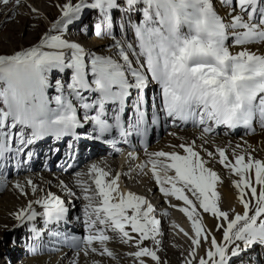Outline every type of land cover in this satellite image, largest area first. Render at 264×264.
<instances>
[{
	"label": "snow or ice",
	"instance_id": "obj_1",
	"mask_svg": "<svg viewBox=\"0 0 264 264\" xmlns=\"http://www.w3.org/2000/svg\"><path fill=\"white\" fill-rule=\"evenodd\" d=\"M10 2L18 7L21 0H0L5 6ZM216 2L226 17L217 12L214 0H66L56 5L60 16L34 46L0 53V188L6 185L9 162L31 160L35 145L45 139L60 143L70 138L69 159L73 141L115 146L136 139L145 156L139 172H150L164 197L182 201L178 210L191 222V236L180 229L191 241L183 264H234L242 252L264 247V160L252 154L257 149L246 141L235 146L229 141L212 151L205 147L220 128L227 129L223 135L238 128L249 134L257 126L264 130V54L248 47L264 44V0ZM86 10L97 14L94 35L111 41L97 51L65 38ZM162 124L181 130L191 126L200 135L184 141L170 132L182 142L166 145L172 151H149V133ZM196 140L202 141L199 148ZM128 158L138 160L139 155L130 151ZM211 162L235 177L231 186L242 212L222 210L217 191L222 178L208 166ZM121 175L91 163L86 172L74 173L80 195L60 181L67 201L38 188L31 178L16 181L13 187L22 196L28 195L26 188L33 196L43 193L12 214L16 226L28 225L35 242L46 233L74 250L70 264H79L81 253L116 259L106 246L112 239L109 231L137 249L126 255L138 264H146L144 258L161 264L157 251L142 246L146 240L160 245L161 222L145 197L121 191ZM73 200L85 202L82 216L75 217L83 236L60 230L71 220ZM198 208L216 220L220 239L206 228ZM38 250L37 244L30 248L33 254Z\"/></svg>",
	"mask_w": 264,
	"mask_h": 264
},
{
	"label": "bare ground",
	"instance_id": "obj_2",
	"mask_svg": "<svg viewBox=\"0 0 264 264\" xmlns=\"http://www.w3.org/2000/svg\"><path fill=\"white\" fill-rule=\"evenodd\" d=\"M33 1L36 2L35 0ZM33 1L21 0L18 7L15 5L14 2H10L6 6L0 4V53L1 51H6L9 52L8 54H11L14 51H16L15 48L19 44L20 46L22 45L23 48L28 47V45L32 42H35L34 44H36L37 41H35V39L37 37V34L39 33L38 30L42 25V21H41V17L39 16V13L38 12L33 13L31 11V8L29 7L28 3H31L32 5L34 3ZM59 1L61 0H58V2ZM44 2L45 5L47 3L48 6H43L44 7L43 15L47 19L51 20L53 17L52 10H54L53 6L50 4L51 0H45ZM214 5L217 12L220 15L226 17V9L221 8L219 3L216 2V0H214ZM21 7H24L25 9H30L31 15H25L24 12H22ZM54 16L56 15L54 14ZM80 25L81 23L78 22L70 26L69 30L65 35V38L70 41L78 42L81 45L87 42L85 48L93 51H97L101 49L103 46L111 43L110 40L99 39L95 35L92 38H89L91 31L86 30L88 26L85 29ZM248 47L253 51H259L260 53L264 54V44H253V45H249ZM238 50L239 49H233V51H238ZM171 132H175L177 136L182 137L184 141H191L195 139L198 135H200L199 130L184 131V130L175 129ZM169 133H167L159 143L154 145L152 148L150 147L149 151H157V150L172 151L173 149L170 147H166V145H178L179 143L182 142L181 140L176 139L173 136L169 135ZM214 139L215 141L213 145H205L206 148H210L209 151L214 150L213 149L214 146L227 147L229 141H231L233 146H235L237 143L243 145L244 142L246 141L248 145H251L252 147L257 149L255 152L252 153L257 159H260L259 155L264 154V130H261L258 126L255 128V134H247L246 136H239L236 139H232V140L227 139L226 135H223V137L221 138H218V136L216 135L214 136ZM196 143H197V147L199 148V145L202 143V141L196 140ZM176 150L180 151L179 149ZM201 155L204 154L201 153ZM229 155L231 156V149H229ZM144 159H145L144 153L141 152V155L135 164L136 169L131 171L132 174L130 175V177L133 178L127 177V175H129V173L126 172V170H129L128 167L126 169H122L119 171L120 173L122 172L124 173V176L121 175L120 187H121V191L123 192L131 191L136 195L145 197L148 200V202L153 206L155 205L154 202L157 200L158 197L155 196V193H157V195L160 196H162V194L160 193L159 187L156 185L150 172L144 174L146 176L142 178H139V176H137L138 175L137 173L139 172L137 165L140 162H142ZM205 159H207V157H205ZM106 162H109L107 166L104 162L105 165L101 163V167H105L109 171H113V170L115 171V168L117 167L116 162L114 160H109V159H107ZM217 164L218 163L211 162L209 163L208 166L213 168V170L217 171V173L222 178V183L217 186V191L221 195L220 204L222 210L230 211V209L235 208L237 212H242V207L239 205L236 199V191L231 186V180L235 179V177L231 176L228 172H225L220 167V165ZM86 171H87V166L85 167V170L83 172ZM124 177L127 180L125 185L122 180V178L124 179ZM26 178H31L34 181V183L38 186V188H43L46 191H51L56 195L61 196V198H64L66 201L68 198L60 190L59 187L60 181H63L64 183L68 184L69 187L73 189V191H76L77 194L80 195V190L74 186L73 182L75 178L73 177L61 178V177H56L54 174L44 175L40 173H35L31 175L22 176L18 179H12L10 181H6L7 184L9 185L7 190L10 193L4 196L3 200H0V232L9 231L12 229H16L17 231L18 228L20 227L16 226L17 221L14 219L12 214L15 213L18 209L25 207L30 200H35L41 195H43V193L38 191L36 195L33 196L31 194V190L29 188H26L28 195L22 196L19 193V191L13 187V184L16 181H20L21 183H23ZM84 180L85 181L89 180V177L86 176ZM166 187L169 186L166 185ZM1 193L2 192H0V195ZM172 198L173 197H167L162 199L159 205L156 206V211L157 210L160 211L161 207L159 206L163 205V202H165L166 205L169 204L168 202H171V205L175 204L184 207V205L178 203L175 199ZM73 202L76 204L77 211L82 212L83 204L85 202L83 200H73ZM168 206L169 205H167V207ZM34 207H36L37 211H41L39 206L34 205ZM72 214L73 215L75 214L74 207H72ZM158 214L159 213H156V216ZM183 215L184 214L179 212V210L175 209L174 207H170V211L166 216L160 215V218L163 220L162 231L164 232V237L163 238L161 237L160 239L162 241V245L158 248L157 246H155V244H154L155 247L152 248L151 246L153 245L151 246L150 244L147 245L146 242L143 243L142 245L157 251V254L161 260V264H164V262H167V264H183V258L187 257L188 255V251L191 248V241L187 239V236H185L183 232H187L189 236H191L193 233L188 218L183 219ZM169 216H171L169 220L171 221L173 226L172 230L167 225L168 220H166V217ZM200 216L202 217L203 223L206 226V228L212 229L217 239H220L221 234L219 232H215V224L217 223L216 220L210 214L207 215L204 214L203 211H201ZM38 221L39 220H37L36 222ZM25 227L28 228L29 226L26 225L21 228H25ZM81 229L83 230L82 226ZM180 229H183V232H181ZM109 232L110 234H112L110 236L112 239L109 242H107L106 246L111 251L115 252L116 259H111L108 258L107 256L99 257L92 253H89L88 257H85L82 253L81 259L85 263L91 262V259H94L95 261H99V264H138V262L135 261L133 257L126 255L127 253L135 252L137 249L129 244L122 243L117 237L116 233L111 231ZM132 235L135 236L136 234L133 233ZM167 244L170 245V247L167 246ZM94 246L97 248L100 247L99 244H96ZM259 247L260 246H256L252 249H249L247 252H242L243 255L241 258L237 260L238 262L237 264H264L260 259L257 260L256 258H254V255L256 254V251L258 250ZM205 248H207V245L206 244L202 245L201 253H200L201 255L204 254ZM144 259L146 260V264H154V262L151 261L150 258H144ZM31 264H70V262L69 261L64 262V259L61 255L60 256L47 255L43 258H37L32 260Z\"/></svg>",
	"mask_w": 264,
	"mask_h": 264
},
{
	"label": "rangeland",
	"instance_id": "obj_3",
	"mask_svg": "<svg viewBox=\"0 0 264 264\" xmlns=\"http://www.w3.org/2000/svg\"><path fill=\"white\" fill-rule=\"evenodd\" d=\"M33 1V0H32ZM36 2H34L32 5H31V3H28L29 4V6H31L30 8H35V9H37V12L39 13V16L41 17V21H42V25L40 26V29L38 30V34H37V37H36V39H35V41H37L38 42V40H39V38L48 30V29H50L51 28V24H52V22L53 21H55V19H57V17H59L60 16V12H59V10H58V8L56 7V5H62V4H64V2H66V0H61V1H59L58 2V0H51V2H50V4L53 6V8H54V10H52V19L51 20H49V19H47L44 15H43V9H44V7L43 6H48V4L46 3V5H45V0H35ZM74 2H75V0H74ZM20 8V7H19ZM21 10H22V12H24V14L25 15H31V12H30V9H25L24 7H21ZM54 14L56 15V16H54ZM59 15V16H58ZM96 12H94V11H89V10H86L85 12H84V14H83V16H82V19L81 20H83V21H80L79 23H81V25L80 26H82V27H84L85 29H86V27L88 26V28L86 29L87 31H91V33H90V35H89V38H92L93 36H94V33H93V31H92V29H93V27H92V25L94 24V22H95V18H96ZM117 15H119L120 16V14L117 12L116 13V16ZM54 18V19H53ZM119 37V36H118ZM77 38V37H76ZM129 38L130 39H132V35H130L129 36ZM36 42V43H37ZM35 42H32V43H30L29 45H28V47L29 46H34L35 44H34ZM32 44V45H31ZM87 45V42H85L84 44H82V46H86ZM23 47H22V45L20 46V44L15 48L16 49V51L17 50H20V49H22ZM12 51V50H11ZM1 53H9V52H6V51H1ZM214 141H215V139H212V138H209V142L206 144V145H213V143H214ZM217 147V146H216ZM214 148H215V146H214ZM213 148V149H214ZM208 150H210V148H208ZM259 157H260V159L261 160H264V154H261V155H259ZM132 165H135V164H132ZM217 165H219V164H217ZM220 167L225 171V172H227V170H225L221 165H220ZM129 170H126V172L127 173H129L130 175L132 174V172L131 171H133V170H135V169H133L132 167H130V168H128ZM126 173V174H127ZM45 175V174H44ZM130 175H127V177L128 178H133V177H130ZM137 176H139V178H142V177H144V176H146V175H144V174H141L140 172L138 173V175ZM127 181V180H126ZM130 190V189H129ZM3 192V191H2ZM8 193H10L8 190H6L5 192H3L2 193V195H0L1 197H0V200H3V198H4V196H6ZM155 196L157 197V200L155 201L156 203L158 202V203H160L161 201H162V199H164V198H167V197H164L163 195L162 196H160V195H157V193H155ZM161 197H164V198H161ZM191 198V197H190ZM172 199H175L174 197L172 198ZM176 200V199H175ZM178 203H180V204H182L183 205V202L182 201H178V200H176ZM169 204H167V205H171V202H168ZM163 205H166L165 204V202H163ZM167 205L165 206L167 209H170V207L168 206L167 207ZM173 205H175V204H173ZM176 207H175V209H177L178 210V208H180V207H182V206H180V205H175ZM160 207H162V205H160ZM165 208V209H166ZM175 211V210H174ZM198 211H199V213H201V211H202V209H199L198 208ZM180 212V211H179ZM204 214H208V213H204ZM211 215V214H210ZM184 218H186L187 219V217H185L184 215H183V219ZM170 219V218H169ZM182 219V220H183ZM189 221V220H188ZM169 222L171 223V221L169 220ZM167 223H168V221H167ZM189 223L191 224V222L189 221ZM171 225H172V223H171ZM173 228H171V230H172ZM14 231H16V229H12V230H9V231H5V232H0V264H6L5 262H4V257H5V254H6V252H7V249L9 248L10 249V247H11V244H12V240H13V238H12V236H13V233H14ZM20 235H21V233H20ZM109 236H111L112 234H108ZM12 238V239H11ZM187 239H188V237H187ZM146 242V244L148 243H150V246H151V243L153 242V241H151V240H146V241H144V243ZM187 243H188V240H187ZM147 244V245H148ZM130 245V244H129ZM167 246H169L170 247V245H168L167 244ZM152 248H154L155 246H154V244H153V246H151ZM18 250V251H17ZM114 254H115V252L114 251H112ZM21 255V251H20V249L19 248H15V249H13L12 250V252H11V260L13 259V261H12V264H31V261L32 260H34V259H37V258H43V257H45V256H47V255H52V254H46V255H44V256H41V257H33V258H30L29 260H25V258L21 255V258H19V256ZM73 255H74V252H69V254H66V256H62L63 257V259H64V262H70V260L72 259V257H73ZM81 255H82V253L80 254V258H79V264H92V261H94V259H91V262H88V263H85L81 258ZM201 255V254H200ZM53 256H55V255H53ZM58 256H60V255H58ZM97 256H99V255H97ZM99 257H103V256H99ZM19 258V259H18ZM237 260L238 259H236V260H234V263L235 264H237L238 262H237ZM240 261V260H239Z\"/></svg>",
	"mask_w": 264,
	"mask_h": 264
}]
</instances>
